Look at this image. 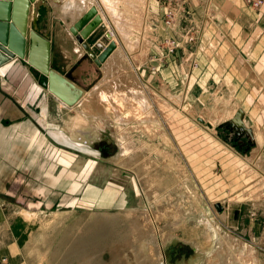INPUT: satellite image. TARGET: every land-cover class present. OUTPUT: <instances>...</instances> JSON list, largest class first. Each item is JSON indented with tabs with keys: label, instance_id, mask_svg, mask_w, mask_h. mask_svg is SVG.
I'll return each mask as SVG.
<instances>
[{
	"label": "rangeland",
	"instance_id": "374dc122",
	"mask_svg": "<svg viewBox=\"0 0 264 264\" xmlns=\"http://www.w3.org/2000/svg\"><path fill=\"white\" fill-rule=\"evenodd\" d=\"M255 1L260 4L256 6ZM243 2L245 7L249 6L252 10L264 9V0ZM237 5L235 0H149L148 7L152 14L146 17L147 28L142 32V36L149 41V49L146 48L144 58L136 52L132 54L130 61L137 66L142 82L149 83L159 93L165 88L173 96L179 95L183 100L181 110L180 107H176V110L173 108L171 119L168 120L173 121V128L176 129L174 134L169 132L172 140H167V144L157 142L153 145L156 147L157 144L160 148L165 146L181 158L178 165L190 173L192 189L197 194L193 201L204 208L206 219L211 216L217 218L218 208L215 204L224 205L229 212L228 222L219 218L217 221H221L236 236L253 241L264 255V210L253 206V200L249 197L257 182L251 180V175L246 172L250 168L246 167V171L240 172L238 157V154L245 156L250 153L253 144L243 134L238 136L228 121L223 122L228 118L227 108L237 106L236 88L228 87L219 71L218 74L217 69L225 67L220 60H213L214 65L210 67L212 72L217 73L214 81L209 80L210 69L206 72L202 67L203 54L206 52V48L202 46L203 24L209 25L213 35L218 36L216 38H219V43L223 31L235 36ZM49 15L50 11L46 7L42 6L38 11L35 22L39 31L49 29ZM60 29L56 22L49 32L54 51L53 66L86 90L101 74L97 57L111 42L106 28L98 27L89 35L85 46L78 48L72 38L64 39L57 35ZM137 35L140 33L137 32ZM99 41L103 46L98 44ZM216 45L219 46L218 42ZM24 68H27L24 72L29 74L30 83L20 87L21 96H24L29 87L36 88L34 94L41 93L38 99L40 102L37 101L36 105V120L42 123L41 131L46 137L49 131L57 132V135H52L54 140L62 133L63 137L60 136L63 142L60 136L56 142L69 152L72 159H68L66 167L63 166L66 168L63 174L68 177V184H62L60 189V184L53 181L52 195L47 199H44V194L34 198L38 195V185L25 183L23 180L27 173L24 171L21 182L4 184V190L20 191L25 197L0 200L11 212L0 222L6 226L3 232L0 228V242L3 236L6 240L16 238L22 249V264H142L138 256L141 242L138 229L147 228L150 230L148 235L157 233L155 240L161 246L162 255L159 260H162V264H204L205 259L215 250L214 241L197 253L198 247L182 238L184 231L179 227L164 243L161 241L164 231L161 227H164L166 221H172L174 215L168 210L175 207L176 200L171 205L165 193L158 196V192L154 193V201L143 196L139 176L115 162L117 145L111 121H105L106 124L100 129L96 127V132L85 129L83 136L74 129L72 132L71 118L76 110L61 108L50 92L45 93V87L42 86L43 90L35 87L36 83L40 85V75L27 66ZM221 103L222 115L215 121L213 129L201 119L190 118L184 113L193 107L198 112L212 110L215 104ZM91 120L95 122L93 118ZM50 123L53 124V129L50 128ZM76 137L85 138L87 143L73 141ZM242 139L247 141L246 146L239 142ZM153 145L151 142L149 147ZM55 159L56 153L52 158L54 171H60ZM170 162L167 156L162 158L163 173L156 176V181L166 175L171 181H176L177 178V182L185 177L180 168L172 167ZM27 191L34 193L30 195ZM211 203H215V208ZM186 205L187 203L184 206ZM160 208L167 214L154 220L156 210ZM235 212L238 214L235 215ZM15 220L18 221L13 223ZM188 225L180 226L184 228ZM13 229L16 230L15 233ZM147 247L148 245L146 251L150 253L153 246ZM0 264L4 263L0 260Z\"/></svg>",
	"mask_w": 264,
	"mask_h": 264
},
{
	"label": "bare ground",
	"instance_id": "6f19581e",
	"mask_svg": "<svg viewBox=\"0 0 264 264\" xmlns=\"http://www.w3.org/2000/svg\"><path fill=\"white\" fill-rule=\"evenodd\" d=\"M148 2L149 0L31 1L28 18V24L31 28H34L33 20H35L38 15L41 3L48 6L51 11L50 15L54 14L59 21H63V24H65L64 27L67 28L69 33L71 27L79 28L81 26V19L89 12L94 11L95 14L93 15V19L97 23L89 35H91L93 31H96L98 27L105 26L108 34L107 37L115 44L114 48L108 53L106 58L102 61L99 60L100 64H98L101 71L99 78L88 89L84 90L82 88V90H80V88L78 90L80 91V96L74 101V105L71 106L67 104L53 93L51 94L53 96L52 98L61 108L76 110L75 115L71 118V131L73 132L75 130L79 135L81 134L83 136L86 133L85 129H92L93 132H96L98 127L100 129V127H103V125L106 124L105 121H111L117 145V158L115 162L119 163L123 169L127 171L132 170L139 176L140 189H142V193L144 192L143 196L149 197L153 200L156 195L159 196L160 194L165 193L170 199L171 205H174L173 202L176 200L175 207L172 210H168V212H171L174 215L172 221H166L163 225L164 227H161V229L164 230L161 238L163 243L174 233V230L179 227L178 229L184 231L182 238L198 247L197 253L198 250L201 251L209 244H212V241L215 242V250L205 259L204 264H264V255L261 254L262 252L260 253V248L257 247L253 241L244 240L239 236H236L232 230L230 231L228 228L224 227L221 221H217V218H219L225 223L228 222L227 218L229 212L224 205H221L222 207L220 211L216 210V213L218 212L216 219L215 216H211V218L208 219L205 218L204 214H206V212L204 208H201L195 203V201H193L195 197H197V194H195V189H192L193 181L191 180L190 173L186 172L184 168L178 165L181 158L176 156L175 153L167 149L165 146L160 148L157 147V144H155L156 147L153 145L157 142L165 143L169 139L172 140L170 137L171 133L174 134V130L176 129H174L175 127L173 128V121L168 122V120L171 119L173 108L176 110V107H180L181 110L183 100L179 95L173 96L172 93L164 87V91L159 93L153 86L151 87L149 83L142 82L141 75L137 72V66L133 65V61L132 63L130 61L132 54L136 52H138V54L140 53V56L144 58L146 48H148L149 41L142 36L143 29L147 28L145 22L146 17L152 14L149 11ZM91 20L92 18L89 21ZM78 30L77 34H80L83 29L81 27V29ZM137 32H139L140 35H137ZM71 36L73 37L74 42H76L77 48L79 46L84 47L86 44L85 41L88 39L83 38L81 41H78L76 35L74 37V35L71 34ZM254 38L256 39V37ZM225 41L228 45L230 44V39H226ZM98 44L103 46L100 41ZM103 49H105V47ZM238 59L239 62L243 61L242 57H239ZM1 69L6 73H14L17 72L18 69L21 70V67L17 64L9 63L3 65ZM64 76L67 77L65 74ZM67 78L71 80L69 77ZM60 84L63 90H71L69 83L66 80H61ZM35 87L42 90L44 89L37 83L35 84ZM44 91L49 94L48 89ZM221 107L222 103L221 105L215 104L212 110L200 111V109V112L193 107L188 111L189 113H184L190 118L201 119L206 124H209V126H212L213 129L215 121L218 118L220 119L222 115L223 110ZM238 109L241 108H238V106L235 108H227L226 111L228 113V118L223 122L231 120ZM90 118H93L95 122ZM242 121L247 128L251 129L252 137H248L245 133L241 134L247 136L249 140L253 142L254 146L247 155L240 156L238 154V157L240 158V172L246 171V167L250 168L251 172L249 170L246 172L251 175L249 176L251 180L254 179L253 181L257 182V185L249 197L253 200V206L262 207L264 209V155L262 154L264 135L257 132L255 128H252L248 121L244 120L243 117ZM85 126L90 128H86ZM168 128L170 129L169 131ZM84 140L85 138L82 137H76V140L73 139V141L79 144L87 143V141L85 142ZM151 142L153 146L150 148L149 146ZM240 142L243 143V139ZM166 156L169 158V161H171L169 165L172 167L175 166V168H180L185 176H180L181 178L178 182L177 178L176 181H171L172 179L170 180V177L166 178V173L164 174L166 175L165 177L161 176L160 181H156L158 179H156V176L163 173L161 161L162 158ZM156 192H158V194L155 195L154 193ZM236 198L238 199L237 196ZM185 203H187L186 206H184ZM213 205L212 207L215 208ZM164 208L165 207H163V209ZM163 209L160 208L156 210V219L154 220H157V217L160 215L167 214ZM187 224H189L188 227L181 228L180 226ZM138 231L140 232L141 240L138 256L141 263L162 264V260H159V256L162 255L160 254L161 246L159 245V242L155 240L157 239L155 236L157 233L148 235L147 233L150 230L147 228H140ZM146 245H148V247H155L154 249L152 247L154 253L152 249H150V253L149 251H146Z\"/></svg>",
	"mask_w": 264,
	"mask_h": 264
},
{
	"label": "crops",
	"instance_id": "0c3cea01",
	"mask_svg": "<svg viewBox=\"0 0 264 264\" xmlns=\"http://www.w3.org/2000/svg\"><path fill=\"white\" fill-rule=\"evenodd\" d=\"M235 1L238 2L235 36L227 31H223L219 43V38H216L217 35H213L214 32L209 28V25L203 24V34L201 35L203 38L202 46L206 48V52L203 54L205 63L203 62L202 67L205 71L210 69L214 65L213 60L214 62L220 60L224 64L225 70L222 71L224 68H218L217 72L219 71L222 75L219 72L218 74L222 79L226 80L228 87L235 86V100L238 108H241L243 111L244 120L248 121L249 125L255 128L257 132L264 135V9L259 11L252 10L249 6V8L245 7L246 4H242L244 3L243 0ZM42 6L50 11L48 6H45L43 3L40 4L39 10ZM35 21L36 19L33 20L34 30L39 36L49 42L50 54L54 62L52 39L49 35L50 27L54 28L57 22L61 28L60 31H57V35L64 39H73L71 34L74 37L75 34L71 32L72 27L70 28V34L67 28L64 27L65 24L59 21L54 14L49 15V29L46 31H39ZM205 25L207 26L206 30ZM75 29L78 32V29L81 28L76 27ZM226 39H230L229 45L225 42ZM216 42H218L219 46L216 45ZM74 43L76 44V42ZM67 51L68 49L65 52L67 53ZM212 56L214 57L211 58ZM81 57L83 56H79V58ZM239 57H242L244 62H239ZM53 62L52 68H54ZM17 65L21 67V70L18 69L14 73L3 72L2 66H0V187H2V189L0 188V200L4 198L25 197L22 193L20 194V191L17 193L15 191L8 192L4 190V184L22 181V171L27 173L26 179L23 180L25 183L30 182L38 185V195L36 194L34 198L44 194V199H47L52 195L50 193L53 181L60 184V189L62 188V184H68V177L64 176L63 172H65L66 168L64 167L67 166L68 159L72 158L69 157V152L56 142L58 141V137L62 136V133L54 140L52 135H57V132L49 131L47 133L48 137H46L41 131L42 123L36 120L38 112L36 105L37 101L40 102L38 99H40L41 93L34 94V89H36L34 87H29L24 96H21L20 93V87L30 83L29 74L24 72L27 71V68L25 69L24 67L33 68L26 64H22L24 67L20 64ZM55 70L58 71L57 69ZM212 70L210 69V77L208 75L207 78L209 77V80L214 81L216 80L217 73L212 72ZM23 72L24 74H21ZM38 74L40 75V73ZM26 79L28 80L27 84L25 83ZM45 122L47 123L46 117ZM50 128L53 129V124L51 123ZM62 137L61 141L63 142ZM244 137L248 139L247 136L244 135ZM246 144L247 141L244 140L242 145L246 146ZM263 149L264 145L262 148V154L264 155ZM54 153H56L55 160L59 163L57 167H60V171H54L52 161ZM28 193L31 195L34 192L30 191ZM0 205L1 222L4 216L9 215L11 212L1 202ZM261 209L264 210L262 207ZM237 214L235 212V215ZM14 215L15 213L12 214V216ZM235 218L238 217L235 216ZM16 221L18 220H15L13 223ZM0 228L3 229L2 232L5 231V223H0ZM15 231L13 229L14 233ZM240 238L244 239L243 237ZM2 239L0 242V260L4 264H22V249L17 239L6 240L5 236ZM244 240L247 239L245 238Z\"/></svg>",
	"mask_w": 264,
	"mask_h": 264
},
{
	"label": "water",
	"instance_id": "95a60500",
	"mask_svg": "<svg viewBox=\"0 0 264 264\" xmlns=\"http://www.w3.org/2000/svg\"><path fill=\"white\" fill-rule=\"evenodd\" d=\"M31 1L34 0H0V66L7 63L31 66L35 72L40 73L41 86L47 88L51 94L53 93L72 106L74 101L80 96V91L78 90L81 87L65 77L64 74L62 75L52 68L49 42L39 36L34 28H31L28 24ZM94 14L95 12L91 11L81 19L83 30L80 34H77L74 27L71 28V32L76 35L78 41L88 38L89 33L95 28L97 22L93 19ZM91 18L92 20L89 21ZM114 46L115 44L110 42L101 51L98 59L102 61L106 58ZM61 80H66L69 83L70 91L63 90L60 86ZM242 117L243 111L238 109L228 123L238 133V136L241 133H245L251 138L252 131L244 125ZM215 206L218 210H221V206L218 203Z\"/></svg>",
	"mask_w": 264,
	"mask_h": 264
},
{
	"label": "built area",
	"instance_id": "2783aa9c",
	"mask_svg": "<svg viewBox=\"0 0 264 264\" xmlns=\"http://www.w3.org/2000/svg\"><path fill=\"white\" fill-rule=\"evenodd\" d=\"M254 4H255L256 6H258L260 3H259V1H255Z\"/></svg>",
	"mask_w": 264,
	"mask_h": 264
}]
</instances>
